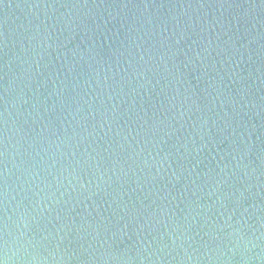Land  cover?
<instances>
[{
    "label": "water",
    "instance_id": "water-1",
    "mask_svg": "<svg viewBox=\"0 0 264 264\" xmlns=\"http://www.w3.org/2000/svg\"><path fill=\"white\" fill-rule=\"evenodd\" d=\"M3 264H264V0H0Z\"/></svg>",
    "mask_w": 264,
    "mask_h": 264
},
{
    "label": "clouds",
    "instance_id": "clouds-1",
    "mask_svg": "<svg viewBox=\"0 0 264 264\" xmlns=\"http://www.w3.org/2000/svg\"><path fill=\"white\" fill-rule=\"evenodd\" d=\"M0 264H3V261H0Z\"/></svg>",
    "mask_w": 264,
    "mask_h": 264
}]
</instances>
